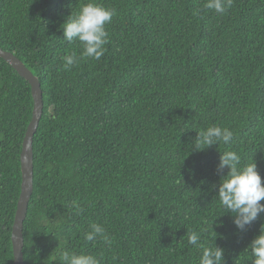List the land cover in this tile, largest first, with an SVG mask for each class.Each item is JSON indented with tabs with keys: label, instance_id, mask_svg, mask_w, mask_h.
<instances>
[{
	"label": "trees",
	"instance_id": "16d2710c",
	"mask_svg": "<svg viewBox=\"0 0 264 264\" xmlns=\"http://www.w3.org/2000/svg\"><path fill=\"white\" fill-rule=\"evenodd\" d=\"M85 2L0 0V48L43 91L25 264H62L65 250L100 264H199L187 231L222 247L224 264H253L248 246L264 212L238 229L216 198L229 170L217 166L221 152L236 151L264 183V0H231L223 14L206 0H98L115 13L99 60L82 57L61 27ZM71 54L79 63L65 69ZM33 106L29 82L0 57V264L14 262ZM211 126L228 127L230 144L195 150L197 131ZM94 223L111 247L84 239Z\"/></svg>",
	"mask_w": 264,
	"mask_h": 264
},
{
	"label": "clouds",
	"instance_id": "9594fccd",
	"mask_svg": "<svg viewBox=\"0 0 264 264\" xmlns=\"http://www.w3.org/2000/svg\"><path fill=\"white\" fill-rule=\"evenodd\" d=\"M204 7L223 14L231 7V0H206ZM114 10L106 7L98 0H87L82 3L78 12L67 17L61 25L64 31V39L68 42L78 40L83 48L81 53L84 58L99 60L105 52V45L109 42V34L106 25L111 23ZM79 57L75 54L63 57L65 69L79 63ZM198 135L192 142L195 150H203L220 142L230 144L233 132L228 127L211 126L206 130L197 131ZM203 146V147H201ZM241 156L233 150L221 152L217 171L223 173L228 168L227 174H222L216 198L226 209L225 213L233 214V223L240 230L246 229L253 221L257 220L264 212V183L257 168V163L242 164ZM216 188V185L212 186ZM72 208L76 214L84 211L81 205L73 201ZM188 243L202 250L199 264H224V249L215 246H204L200 243V235L197 232H188ZM101 238L109 247L112 239L106 233V229L100 224H92L84 239L95 241ZM253 264H264V224L260 227V233L249 244ZM62 264H100L97 257L88 253L62 252Z\"/></svg>",
	"mask_w": 264,
	"mask_h": 264
},
{
	"label": "water",
	"instance_id": "95a60500",
	"mask_svg": "<svg viewBox=\"0 0 264 264\" xmlns=\"http://www.w3.org/2000/svg\"><path fill=\"white\" fill-rule=\"evenodd\" d=\"M0 57L9 63L21 77L29 82L34 100L32 120L25 134L20 154L22 184L12 229V244L14 254L13 264H25L23 252L24 222L27 217L29 202L34 191L33 143L34 136L38 130V126L43 115V91L41 89V83L39 79L14 54L0 48Z\"/></svg>",
	"mask_w": 264,
	"mask_h": 264
}]
</instances>
